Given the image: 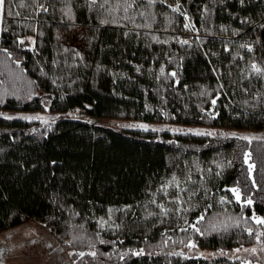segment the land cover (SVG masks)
Returning a JSON list of instances; mask_svg holds the SVG:
<instances>
[{
    "label": "trees",
    "instance_id": "trees-1",
    "mask_svg": "<svg viewBox=\"0 0 264 264\" xmlns=\"http://www.w3.org/2000/svg\"><path fill=\"white\" fill-rule=\"evenodd\" d=\"M165 124L264 129V0H3L0 234L37 221L73 264H264V136Z\"/></svg>",
    "mask_w": 264,
    "mask_h": 264
},
{
    "label": "rangeland",
    "instance_id": "rangeland-1",
    "mask_svg": "<svg viewBox=\"0 0 264 264\" xmlns=\"http://www.w3.org/2000/svg\"><path fill=\"white\" fill-rule=\"evenodd\" d=\"M186 41H191L192 33L184 35ZM27 115H33L31 112ZM39 117L45 119V114H38ZM102 122L113 125H129L136 123L127 120L104 119ZM152 126H160V124H151ZM145 126H150L146 124ZM165 128H178V129H197L199 131H209L217 134L225 135H240V136H264V129L262 130H249V129H235V128H201L197 126H184L181 124H165ZM191 252L199 251L194 243H188ZM258 244L251 247H236L229 253V256H246L256 251ZM71 263L72 259L70 252L64 245L53 236L49 230L37 221H28L17 227L11 228L0 234V260H4L6 264H45L52 262L59 252ZM201 251V250H200ZM205 252V251H203ZM208 254V252L203 253ZM54 256V257H53Z\"/></svg>",
    "mask_w": 264,
    "mask_h": 264
},
{
    "label": "flooded vegetation",
    "instance_id": "flooded-vegetation-1",
    "mask_svg": "<svg viewBox=\"0 0 264 264\" xmlns=\"http://www.w3.org/2000/svg\"><path fill=\"white\" fill-rule=\"evenodd\" d=\"M0 263H5V262H4V260H0ZM45 264H71V263L64 257V255L62 253L60 254V252H59V254L52 259V262L45 263Z\"/></svg>",
    "mask_w": 264,
    "mask_h": 264
},
{
    "label": "built area",
    "instance_id": "built-area-1",
    "mask_svg": "<svg viewBox=\"0 0 264 264\" xmlns=\"http://www.w3.org/2000/svg\"><path fill=\"white\" fill-rule=\"evenodd\" d=\"M1 16H2V4H0V27H1ZM185 34H187V32L186 33H183V38H184V40H185ZM193 34V33H192ZM194 35V34H193ZM193 38V37H192ZM192 38L191 39H189V40H192ZM78 116L79 117H82V118H85V117H87L86 116V112H85V110L83 109V108H80L79 109V111H78ZM92 121L93 122H97V121H99V118H93L92 119Z\"/></svg>",
    "mask_w": 264,
    "mask_h": 264
},
{
    "label": "snow or ice",
    "instance_id": "snow-or-ice-1",
    "mask_svg": "<svg viewBox=\"0 0 264 264\" xmlns=\"http://www.w3.org/2000/svg\"><path fill=\"white\" fill-rule=\"evenodd\" d=\"M3 3V0H0V4ZM253 68L255 69V71L259 72L260 69L259 68H256L255 65H253ZM173 75H175V73H173ZM213 103H215V101H213ZM233 191H236L235 189H233ZM237 199H239V195L237 194ZM248 203H251V201H248ZM257 223H262L264 224V220H261V219H257Z\"/></svg>",
    "mask_w": 264,
    "mask_h": 264
},
{
    "label": "water",
    "instance_id": "water-1",
    "mask_svg": "<svg viewBox=\"0 0 264 264\" xmlns=\"http://www.w3.org/2000/svg\"><path fill=\"white\" fill-rule=\"evenodd\" d=\"M0 264H6V263H0Z\"/></svg>",
    "mask_w": 264,
    "mask_h": 264
}]
</instances>
